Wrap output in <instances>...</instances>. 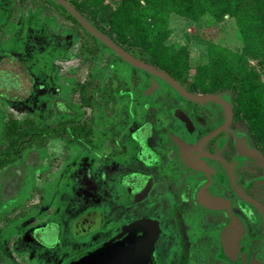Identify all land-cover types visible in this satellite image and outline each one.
Returning <instances> with one entry per match:
<instances>
[{"label": "rangeland", "instance_id": "1", "mask_svg": "<svg viewBox=\"0 0 264 264\" xmlns=\"http://www.w3.org/2000/svg\"><path fill=\"white\" fill-rule=\"evenodd\" d=\"M68 1L136 57L168 74L184 67L187 73L179 78L194 92L232 93L240 124L264 151V16L257 15L261 12L256 7L263 0H243L251 9L240 16L242 25L228 13L218 19V7L199 12L183 6L168 9L163 0ZM43 3L23 0L8 15L17 0H0V66L21 77L14 90L17 98L0 91V137L9 117L26 116L56 127L59 135L47 131L0 168V264H61L83 247L67 235L65 223L90 206L110 201L104 157L112 165L125 160L114 155L131 125L128 112L134 109L129 106L148 85L143 70H133L106 46L99 44L92 57L89 35L60 10H43ZM127 4L138 34L112 20ZM245 30H250L255 49L250 55ZM9 58L13 61L5 60ZM133 72L139 76L136 83ZM85 81L92 83L84 93L95 96L92 105L82 102L78 82ZM223 82L234 87L221 88ZM109 86L113 90L104 91ZM72 88L77 90L71 95ZM60 100L67 102L68 115L59 110L67 106L58 104L57 109ZM139 100L143 104L147 99ZM154 104L159 101L149 105ZM70 115L74 126L82 125L89 134L78 130L74 139L67 138L69 130L64 129L72 124H62V119ZM255 118H262V125L255 127Z\"/></svg>", "mask_w": 264, "mask_h": 264}, {"label": "flooded vegetation", "instance_id": "2", "mask_svg": "<svg viewBox=\"0 0 264 264\" xmlns=\"http://www.w3.org/2000/svg\"><path fill=\"white\" fill-rule=\"evenodd\" d=\"M144 74L148 85L129 106L131 125L114 155L125 160L112 165L104 157L110 201L65 223L67 235L83 245L76 253L141 226L149 233L151 264H264V151L240 124L233 94L210 92L224 104L194 101L156 77L158 87L143 94L152 84ZM0 76L15 75L0 66ZM138 77L132 73L134 83ZM141 97L147 99L143 104Z\"/></svg>", "mask_w": 264, "mask_h": 264}, {"label": "trees", "instance_id": "3", "mask_svg": "<svg viewBox=\"0 0 264 264\" xmlns=\"http://www.w3.org/2000/svg\"><path fill=\"white\" fill-rule=\"evenodd\" d=\"M162 1V0H160ZM264 2V0H263ZM56 4V5H55ZM163 4L165 7L168 9L175 8L178 6H183L187 10L193 11L194 8H197L199 12H202V10L205 7H218L220 9V13L218 15V19H220L221 15L228 13L230 15H233L238 18V22L242 25L243 21L240 19V16L242 13L250 11L251 8H247L245 6V2L243 0H163ZM59 6L60 8H58ZM44 8L52 7L54 10L61 11V13L65 14V16L72 20L76 25L79 26L77 21L74 19V17L69 14L63 7H61L59 4L55 3L53 0H48L47 4L43 6ZM125 8L123 9L124 12H122V9H118L117 12L114 13L113 15V22L118 23V25H123L127 30H135V32L138 34L139 29H138V24L134 22H130V17H132L129 14V9L130 6L127 4V6H124ZM256 7L259 8V12L263 13H258L257 15H263L264 16V4L261 5H256ZM251 13V12H250ZM137 17V16H135ZM141 22V21H140ZM142 23V22H141ZM264 24V22H263ZM97 27V26H96ZM98 28V27H97ZM100 29V28H99ZM77 30V29H76ZM102 30V29H100ZM86 32V34L89 35L90 39L92 40L93 43V48H89L90 53L93 55L92 57L95 56L96 52L98 51V46L99 44L104 45L102 42H100L98 39H96L93 35H91L88 31L83 30ZM106 34H108L105 30H102ZM245 37L246 40H248V43L245 47L247 53L251 54L254 53L253 51L255 50L251 44H250V35L251 32L250 30H245ZM77 34H79V31L77 30ZM109 35V34H108ZM110 36V35H109ZM111 37V36H110ZM112 38V37H111ZM113 39V38H112ZM114 40V39H113ZM116 41V40H115ZM117 42V41H116ZM82 43V41H81ZM118 43V42H117ZM105 46V45H104ZM257 51V50H256ZM113 53V52H112ZM139 56L142 55L141 52H136ZM249 54V55H250ZM119 58V56H117ZM120 59V58H119ZM219 61H222L219 59ZM218 63V62H217ZM187 70L182 67V66H177L170 70V75L172 76H183V74L187 73ZM20 76H0V91L4 93V95H7L9 98H17V92L14 91L17 86L20 85ZM90 82L85 81V82H78V88L79 90H82V102L86 105H92L94 103L95 96L92 93H89L88 95H85V88H87L88 84ZM12 84L13 86H10ZM92 84V83H90ZM221 88H231L234 87L232 84H228L223 82L221 84ZM9 88L8 91H6V88ZM77 90L76 88H72L71 90V95L74 93V91ZM106 90H113V87L110 88H105L104 91ZM81 93V92H80ZM5 97V96H4ZM112 97V96H110ZM70 102V101H68ZM56 104H60L63 106H67V102L64 100L58 101ZM68 106L66 107V110H63V113L67 114ZM68 115V114H67ZM62 124H72L71 127L69 126L68 128H65L64 131H68L67 133V138H72L76 135V132L79 130L80 133H85L87 134V130H84L82 125H76L74 126V118L70 115L69 118L67 119H62ZM263 119L262 118H255L253 120V123L255 127L258 125H262ZM40 125V126H39ZM74 126V128H73ZM3 131L1 132V137H0V168L6 167L7 164L13 159L14 157H17L21 155L22 151L26 149L27 147H30L35 141V139L38 138V140L44 138L46 135L45 133L49 130L53 131L51 134L58 135V131H56V127L51 126V128H48V125L44 124L41 125L37 120L31 117H23V118H15V117H9L3 125ZM83 130V131H82ZM59 136V135H58ZM0 233H1V227H0ZM3 259V254H0V260Z\"/></svg>", "mask_w": 264, "mask_h": 264}, {"label": "water", "instance_id": "4", "mask_svg": "<svg viewBox=\"0 0 264 264\" xmlns=\"http://www.w3.org/2000/svg\"><path fill=\"white\" fill-rule=\"evenodd\" d=\"M55 1L71 14L85 30L102 42L124 62L150 75L152 84L142 91L143 94H149L158 87V83L155 80L156 77L166 82L188 99L194 101L210 100L224 104L221 97L216 94H193L188 92L170 74L131 54L108 34L91 24L68 0ZM225 102V110H227V115L230 117L229 102L227 100ZM74 223L75 221L71 223L72 231L74 230ZM62 264H151L149 233L146 231V228L141 226L130 228L109 241L100 242L88 250L68 256Z\"/></svg>", "mask_w": 264, "mask_h": 264}]
</instances>
